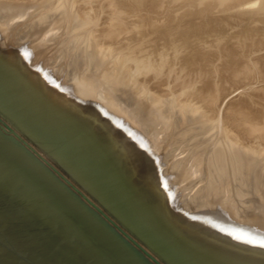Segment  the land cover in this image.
<instances>
[{"label": "bare ground", "instance_id": "1", "mask_svg": "<svg viewBox=\"0 0 264 264\" xmlns=\"http://www.w3.org/2000/svg\"><path fill=\"white\" fill-rule=\"evenodd\" d=\"M262 51L264 0H0V264H264Z\"/></svg>", "mask_w": 264, "mask_h": 264}, {"label": "rangeland", "instance_id": "2", "mask_svg": "<svg viewBox=\"0 0 264 264\" xmlns=\"http://www.w3.org/2000/svg\"><path fill=\"white\" fill-rule=\"evenodd\" d=\"M261 53H264V51H262ZM256 79L258 80V83H259L260 85H263V84H264V82L261 83L262 80H261V79H258V77H256ZM257 80H256V82L254 83L255 85L253 84V85H254L253 87H259V86H260L259 84H256V83H257ZM253 81H254V80H252V82H253ZM256 85H257V86H256ZM248 87H249V86H248ZM248 87H247V88H248ZM251 90H252V89H251ZM251 90L248 89L247 93H248V92L250 93ZM239 92H240V91H239ZM251 92H252V91H251ZM255 92H257V94H256ZM258 92H259V91H254L253 93L256 94L257 96H262L261 92H259L261 95H258ZM249 93H248V94H249ZM236 94H237V93H236ZM236 94H235V95H236ZM248 94H247V95H248ZM251 94H252V93H251ZM251 94H249V97L252 96ZM254 94H253V96H255ZM231 97H232V96H231ZM231 97H230V98H231ZM243 97L245 98L246 96L244 95ZM247 98H248V97H247ZM247 98H246V99H247ZM251 98H252V99L255 98V100H256V98H258V97H254V98H253V97H250V99H251ZM258 99H259V98H258ZM258 99H257V100H258ZM263 99H264L263 96L261 97V99H259V103L262 104V105H264V104H263V103H264V100H263ZM260 100H262L263 103H261ZM204 137H205V134H204V135H201V136H199V137H197V139H198V140L201 139V138L204 139ZM193 140H195V139H191V141H193ZM203 143H204V142L201 141L199 144H203ZM184 148H185V147H184ZM187 150H190V149H187ZM188 152H189V151H188ZM225 180H226V177L223 179V181L221 182L220 185H222V184L225 182ZM222 192H224V191H220V192H218V194L220 195V193L222 194ZM226 195H227V194H226ZM5 202H7V201L5 200ZM4 208H5V207H3V209H4ZM42 226H43V227H42ZM42 226L39 225L38 227H41V228H40V229L38 228V229L41 230L42 228L45 227V225H42ZM49 229H51V230H50L51 233H54V232H53L54 228H53V230H52V228H49ZM49 229H48V231H49ZM50 231H49V232H50ZM51 233H50V234H51ZM52 235H53V234H52Z\"/></svg>", "mask_w": 264, "mask_h": 264}]
</instances>
